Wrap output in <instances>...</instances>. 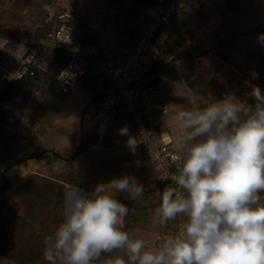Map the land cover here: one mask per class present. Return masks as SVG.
<instances>
[{
	"label": "rangeland",
	"instance_id": "obj_1",
	"mask_svg": "<svg viewBox=\"0 0 264 264\" xmlns=\"http://www.w3.org/2000/svg\"><path fill=\"white\" fill-rule=\"evenodd\" d=\"M154 1L0 0V53L6 44L44 42L45 33L63 12L72 14L76 33L123 52L129 48L131 34L144 29L143 10ZM172 1L166 2L167 12L172 3L176 16L156 38L158 52H154L163 60L158 74L173 87L185 82L195 96L176 91L166 124L171 126V116L180 110L201 109L230 94L254 107L245 81L260 90L264 83V45L257 39L264 33V0ZM253 72L258 78L253 79ZM92 77L78 82L68 95L51 82L38 83L17 93L6 111L0 112V189L13 157L54 149L68 159L80 148L73 160L60 163L47 153L6 174L11 185L0 192V264H47L43 241L64 219L69 188L77 186L87 194L98 183L124 175L135 176L144 191L137 199L128 193L116 194L130 210L123 230L143 239L148 249H156L181 229L183 217L166 225L154 220L158 192L165 186L158 180L155 164L132 153L126 144L128 136L120 134L125 127L129 135L134 134L131 121L116 119L109 135L103 140L97 136L102 126L93 99L101 83ZM118 256L127 259L114 251L101 260Z\"/></svg>",
	"mask_w": 264,
	"mask_h": 264
},
{
	"label": "clouds",
	"instance_id": "obj_2",
	"mask_svg": "<svg viewBox=\"0 0 264 264\" xmlns=\"http://www.w3.org/2000/svg\"><path fill=\"white\" fill-rule=\"evenodd\" d=\"M257 39L264 45V33ZM245 83L254 107L230 94L170 118L181 133L172 140V159L179 166L158 192L153 216L159 225L183 217L178 234L148 249L143 239L123 230L130 210L116 194L139 198L144 187L135 176L98 183L87 194L70 187L64 219L43 241L47 264H264V94ZM174 88L195 96L185 82ZM120 134L128 136L134 152L138 140L126 127ZM114 251L127 259L101 260Z\"/></svg>",
	"mask_w": 264,
	"mask_h": 264
},
{
	"label": "built area",
	"instance_id": "obj_3",
	"mask_svg": "<svg viewBox=\"0 0 264 264\" xmlns=\"http://www.w3.org/2000/svg\"><path fill=\"white\" fill-rule=\"evenodd\" d=\"M175 8L174 4H170ZM168 5L165 0H156L143 10L145 26L140 35L131 39L130 52L122 55L115 53L109 43H85L75 45V35L69 25L72 20L70 12L57 15L46 45L69 53L68 64L56 74V81L64 94L70 93L82 78L89 72L97 78L101 85L110 84L106 97L96 103L102 129L97 136L100 140L109 135V126L121 113H128L136 124V131L131 136L138 140L134 153L140 158L152 161L159 170L158 180L166 187L171 183L169 174L175 173L179 162L172 159V140L180 135L169 124L159 140L153 137L148 127L146 114L167 117L171 103L175 99V91L171 85L161 81L146 86L139 75L144 70L147 56L156 47V35L165 20ZM37 42H21L13 52L0 53V81L11 83L27 77L35 76ZM43 70L49 73L48 68ZM264 92V83L261 84ZM130 149V148H129Z\"/></svg>",
	"mask_w": 264,
	"mask_h": 264
},
{
	"label": "trees",
	"instance_id": "obj_4",
	"mask_svg": "<svg viewBox=\"0 0 264 264\" xmlns=\"http://www.w3.org/2000/svg\"><path fill=\"white\" fill-rule=\"evenodd\" d=\"M174 1V0H173ZM172 1V2H173ZM167 3H170L171 0H166ZM153 2L149 3L147 6L152 4ZM177 12V7L175 5V8H170L168 14L165 17L164 22L162 23L160 30L158 32L157 36L165 33L169 26L171 25V20L176 16ZM69 25L71 26L74 35H75V45H83L85 43H90V44H95L99 43L96 41H92L83 35H80L75 32L74 27L76 26L75 19L72 18V20L69 22ZM52 30V27L47 30L45 33V40L44 42L40 43L39 45L35 46V49L37 50V56H36V66L34 69L36 70L35 76L32 77H27L19 81H13L11 83H2L0 81V85L3 86V89L0 91V112L1 111H6L7 105L14 99L15 95L19 93L21 90H26V89H32L34 88L38 83H49L51 82L55 87L60 91L61 94H64L62 92L61 86L59 83L56 81V74H58L69 62L70 56L69 53L57 50L55 48L49 47L46 44L50 42L48 35L50 31ZM142 30L134 32L131 34L130 38L133 39L136 36L140 35ZM166 42V41H165ZM20 42H14L10 44L4 45L3 49L4 52H13L15 51ZM158 47V46H157ZM160 48V46H159ZM147 61L144 65V70L140 73L139 77L142 79V83L140 82L139 84H135L136 86H146V85H151L155 84L158 82H165V79L162 77L161 74H158V70L160 66L162 65V57L160 56V53H155L154 51L150 53L147 57ZM46 67L49 70V73L45 72L43 68ZM92 77L91 73L89 72L84 78H82L80 81ZM93 79H97L92 77ZM79 81V82H80ZM110 84L104 83L101 85L100 92L98 95L94 97L95 102H99L102 99L106 97V91L109 89ZM70 93H67L65 95H68ZM264 94V92H262ZM146 121L148 127L152 130L153 137L157 140H159L160 136L166 129V118L161 115H153V114H146ZM116 119L120 120H128L131 121V125L134 128V132L136 131V124L132 120V117L130 114L124 112L121 113L116 117ZM51 153L60 163H64L69 160L75 159L79 153H80V148L77 149V151L68 159L61 158L55 151L54 149H43L40 151L35 152L34 154L31 155H25V156H17L13 157L9 163L7 164L5 168V175H3L4 178V184L2 185L0 192H5L10 189V181L7 179L6 174L14 167L21 165L24 162L39 158L43 156L44 154ZM127 218V217H125ZM126 228V227H124ZM110 253H104L102 254L101 259L108 255Z\"/></svg>",
	"mask_w": 264,
	"mask_h": 264
},
{
	"label": "crops",
	"instance_id": "obj_5",
	"mask_svg": "<svg viewBox=\"0 0 264 264\" xmlns=\"http://www.w3.org/2000/svg\"><path fill=\"white\" fill-rule=\"evenodd\" d=\"M146 20V19H145ZM115 53H117V51H115V50H113ZM130 52V42H129V48L128 49H125V50H123V52H120V51H118V53L119 54H122V55H125V54H127V53H129ZM1 86V85H0ZM173 87V86H172ZM174 88V87H173ZM174 91H175V96H176V94H177V92H176V90H175V88H174Z\"/></svg>",
	"mask_w": 264,
	"mask_h": 264
}]
</instances>
